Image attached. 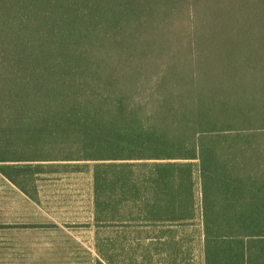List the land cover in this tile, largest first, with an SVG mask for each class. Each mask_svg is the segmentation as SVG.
Wrapping results in <instances>:
<instances>
[{"label":"trees","instance_id":"trees-1","mask_svg":"<svg viewBox=\"0 0 264 264\" xmlns=\"http://www.w3.org/2000/svg\"><path fill=\"white\" fill-rule=\"evenodd\" d=\"M56 167L176 252L196 171L200 264H264V0H0V174Z\"/></svg>","mask_w":264,"mask_h":264},{"label":"rangeland","instance_id":"rangeland-1","mask_svg":"<svg viewBox=\"0 0 264 264\" xmlns=\"http://www.w3.org/2000/svg\"><path fill=\"white\" fill-rule=\"evenodd\" d=\"M20 173L13 175L24 192L0 174V264H95L99 258L112 264H200L203 219L196 171L194 218L168 226L178 252L163 246L156 229L140 216L132 223L134 230L115 222L96 233L85 229L92 208V179L86 170L56 167Z\"/></svg>","mask_w":264,"mask_h":264},{"label":"crops","instance_id":"crops-1","mask_svg":"<svg viewBox=\"0 0 264 264\" xmlns=\"http://www.w3.org/2000/svg\"><path fill=\"white\" fill-rule=\"evenodd\" d=\"M93 213H94L93 208H91L89 211L88 221L83 225V227L85 229L91 230L92 232L96 233L97 227L94 224Z\"/></svg>","mask_w":264,"mask_h":264}]
</instances>
